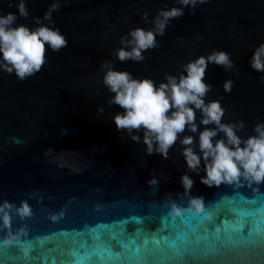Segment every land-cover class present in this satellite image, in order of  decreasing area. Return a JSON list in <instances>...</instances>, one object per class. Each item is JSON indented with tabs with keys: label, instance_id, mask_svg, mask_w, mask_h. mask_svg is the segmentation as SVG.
Returning <instances> with one entry per match:
<instances>
[{
	"label": "water",
	"instance_id": "obj_1",
	"mask_svg": "<svg viewBox=\"0 0 264 264\" xmlns=\"http://www.w3.org/2000/svg\"><path fill=\"white\" fill-rule=\"evenodd\" d=\"M54 2L26 0L29 17L16 24L35 28L36 18L47 24L43 16ZM59 2L53 26L68 46L49 49L42 70L23 82L0 72V205H14L8 229L0 213V264H264V183L208 187L200 182L203 162L199 175L189 172L179 141L166 160L147 155L142 132L133 133L141 136L137 143L117 131L113 117L122 109L108 106L112 94L100 66L108 61L158 85L199 56L228 52L236 67L209 65L206 102L220 101L223 123H244L242 139L256 135L255 125L264 122V73L250 61L264 43V0H207L192 12L185 8L157 36L159 47L143 53L144 62L124 63L115 55L120 38L153 28L160 10L181 7L177 0ZM8 4L0 0V14L18 15ZM227 80L234 83L231 93L223 88ZM196 115L198 131L183 135L194 137L199 154L205 126ZM185 174L194 181L187 195L180 183ZM151 179L157 183L149 185ZM191 197L203 199L204 212L175 217L172 203L188 208ZM22 202L31 208L23 219L15 211ZM9 231L20 238L4 245Z\"/></svg>",
	"mask_w": 264,
	"mask_h": 264
},
{
	"label": "clouds",
	"instance_id": "obj_2",
	"mask_svg": "<svg viewBox=\"0 0 264 264\" xmlns=\"http://www.w3.org/2000/svg\"><path fill=\"white\" fill-rule=\"evenodd\" d=\"M181 7L160 10L152 20L153 28L145 30L135 28L126 36L120 38L121 47L115 50L119 62H144L143 55L150 49H157V36L163 37L170 21L179 19L184 15V9L194 11L198 5L207 0H177ZM8 6H15L17 13L0 14V72L7 75L15 74L23 82L39 73L47 63V51L59 52L68 46L66 37L55 28L52 14L61 7L59 0L52 3L43 16L35 19L37 27L29 28L23 24H16L18 18L29 17L26 0H18L13 4L9 0ZM142 19L148 22V13L142 14ZM183 41V38H178ZM197 40L203 39L201 36ZM130 49V50H128ZM209 65L222 67L226 72L236 67L231 54L222 50H213L207 56H199L183 65L181 72L176 75L166 74L165 82L157 83L151 78L135 79L127 71L114 70V66L103 62L100 66L105 69L103 85L112 94L108 106H118L122 109L113 117L117 131L127 132L132 141L139 143L141 136L133 133H143V143L146 145V154H158L165 160L169 151L176 143L182 145V156L186 162L187 170L197 175L203 162L205 175L200 182L208 187H219L222 184L235 185L246 183L249 187L264 183V122L254 127L256 135L242 139L237 133L242 131L244 123H223L225 109L219 100L206 102L207 94L212 86L205 82ZM250 67L256 72L264 73V43L256 47L250 61ZM264 81V76L261 77ZM234 87L232 80H227L224 91L231 93ZM222 99V97H221ZM98 112L103 113L104 108L99 107ZM197 111L200 112V124L205 126L199 131L198 149L192 147L194 137L183 135L186 131L196 133ZM213 125L209 128L207 126ZM220 133L223 138L215 139ZM181 136L183 138H181ZM149 185L157 181L151 179ZM184 193H190L194 186L193 179L185 174L180 181ZM188 208L172 203L171 212L179 217L185 211H192L199 215L204 212L202 198L191 197ZM14 205L4 202L0 205L2 213V227H10V212ZM16 213L23 219L31 215V208L22 202ZM19 235L8 232L4 245L18 240ZM27 254V249L25 250Z\"/></svg>",
	"mask_w": 264,
	"mask_h": 264
}]
</instances>
